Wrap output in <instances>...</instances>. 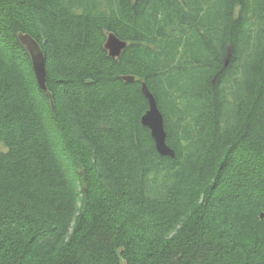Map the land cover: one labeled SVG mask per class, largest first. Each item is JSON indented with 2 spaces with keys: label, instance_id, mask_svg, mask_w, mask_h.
<instances>
[{
  "label": "trees",
  "instance_id": "obj_1",
  "mask_svg": "<svg viewBox=\"0 0 264 264\" xmlns=\"http://www.w3.org/2000/svg\"><path fill=\"white\" fill-rule=\"evenodd\" d=\"M262 213L264 0H0V264H264Z\"/></svg>",
  "mask_w": 264,
  "mask_h": 264
},
{
  "label": "water",
  "instance_id": "obj_2",
  "mask_svg": "<svg viewBox=\"0 0 264 264\" xmlns=\"http://www.w3.org/2000/svg\"><path fill=\"white\" fill-rule=\"evenodd\" d=\"M20 40L30 53L37 82L40 88L46 92L48 88L44 52L38 42L28 34L21 35ZM127 44V41L120 39L114 32H109L104 47L108 51L109 56L118 58L122 54V51L127 47ZM122 78L129 82L136 79L134 75H124ZM141 90L149 103L148 110L141 117L142 124L150 129L151 135L155 141L156 149L161 155L171 156L173 158L176 157L175 150L167 143V131L165 129L164 116L159 109L155 96L144 81L141 83ZM263 216L264 214L262 213L261 217Z\"/></svg>",
  "mask_w": 264,
  "mask_h": 264
},
{
  "label": "bare ground",
  "instance_id": "obj_3",
  "mask_svg": "<svg viewBox=\"0 0 264 264\" xmlns=\"http://www.w3.org/2000/svg\"><path fill=\"white\" fill-rule=\"evenodd\" d=\"M158 103V102H157ZM168 134V133H167ZM168 137V136H167Z\"/></svg>",
  "mask_w": 264,
  "mask_h": 264
},
{
  "label": "rangeland",
  "instance_id": "obj_4",
  "mask_svg": "<svg viewBox=\"0 0 264 264\" xmlns=\"http://www.w3.org/2000/svg\"><path fill=\"white\" fill-rule=\"evenodd\" d=\"M108 35V34H107Z\"/></svg>",
  "mask_w": 264,
  "mask_h": 264
}]
</instances>
